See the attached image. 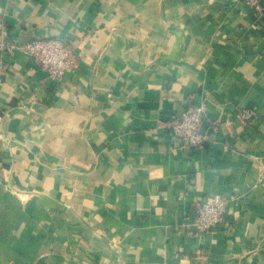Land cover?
<instances>
[{
  "label": "crops",
  "instance_id": "crops-1",
  "mask_svg": "<svg viewBox=\"0 0 264 264\" xmlns=\"http://www.w3.org/2000/svg\"><path fill=\"white\" fill-rule=\"evenodd\" d=\"M1 35L65 38L77 61L53 81L0 51V264H264V8L0 0ZM187 100L198 147L168 127ZM216 193L229 217L197 232Z\"/></svg>",
  "mask_w": 264,
  "mask_h": 264
},
{
  "label": "built area",
  "instance_id": "built-area-1",
  "mask_svg": "<svg viewBox=\"0 0 264 264\" xmlns=\"http://www.w3.org/2000/svg\"><path fill=\"white\" fill-rule=\"evenodd\" d=\"M262 0H245L255 10L264 8ZM76 46L60 37H33L26 41L4 39L0 36V51L11 52L20 49L33 64L45 71L53 81L60 80L65 72L77 61ZM203 107L191 100L185 101L178 112L169 118L168 127L172 136L183 147H198L204 136L200 131ZM253 107H242L237 110L240 120L248 121L256 117ZM228 200L220 193L195 201L192 206L193 225L197 232H205L212 226L220 224L229 217Z\"/></svg>",
  "mask_w": 264,
  "mask_h": 264
}]
</instances>
